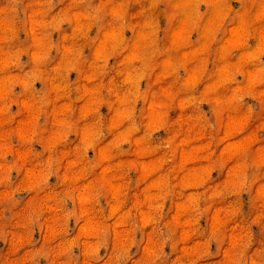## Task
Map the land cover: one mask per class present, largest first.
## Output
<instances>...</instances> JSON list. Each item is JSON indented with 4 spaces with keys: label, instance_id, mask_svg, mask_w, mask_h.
Listing matches in <instances>:
<instances>
[{
    "label": "clouds",
    "instance_id": "obj_1",
    "mask_svg": "<svg viewBox=\"0 0 264 264\" xmlns=\"http://www.w3.org/2000/svg\"><path fill=\"white\" fill-rule=\"evenodd\" d=\"M0 264H264V0H0Z\"/></svg>",
    "mask_w": 264,
    "mask_h": 264
},
{
    "label": "rangeland",
    "instance_id": "obj_2",
    "mask_svg": "<svg viewBox=\"0 0 264 264\" xmlns=\"http://www.w3.org/2000/svg\"><path fill=\"white\" fill-rule=\"evenodd\" d=\"M37 87H39V85H37Z\"/></svg>",
    "mask_w": 264,
    "mask_h": 264
}]
</instances>
